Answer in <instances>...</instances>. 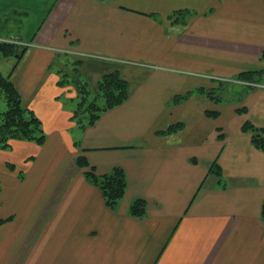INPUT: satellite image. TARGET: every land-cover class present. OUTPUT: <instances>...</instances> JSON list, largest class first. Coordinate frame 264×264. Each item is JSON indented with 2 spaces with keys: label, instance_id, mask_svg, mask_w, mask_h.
Listing matches in <instances>:
<instances>
[{
  "label": "crops",
  "instance_id": "1",
  "mask_svg": "<svg viewBox=\"0 0 264 264\" xmlns=\"http://www.w3.org/2000/svg\"><path fill=\"white\" fill-rule=\"evenodd\" d=\"M10 38L30 45L0 74L46 141L0 148V264H264V152L242 130L264 128V0H0ZM253 70L242 101L223 99L220 84ZM64 72L95 96L118 72L130 97L82 129ZM82 156L99 175L123 168L116 210Z\"/></svg>",
  "mask_w": 264,
  "mask_h": 264
},
{
  "label": "trees",
  "instance_id": "2",
  "mask_svg": "<svg viewBox=\"0 0 264 264\" xmlns=\"http://www.w3.org/2000/svg\"><path fill=\"white\" fill-rule=\"evenodd\" d=\"M10 39L17 41L14 38ZM26 50L27 47L25 46L0 39V57L2 58H15L19 53ZM60 55L62 56V54ZM261 55V61L264 62V52ZM63 56L64 58L71 59L69 55L64 54ZM72 64L77 65L79 62L73 61ZM75 70H78V68ZM262 74L263 72L244 71L237 76V79L254 84V82L260 80ZM63 75L60 84L71 83V85L76 87L75 89L78 92V100H76L75 113L72 118L77 121L82 129L92 127V125L99 121L104 112L121 106L130 97L129 84L118 72H113L102 77L97 83L98 94L96 96L91 95L89 86L82 79L81 74H79L81 78L76 76L74 79L66 72ZM213 95L209 93L210 97H213ZM0 96L7 106L5 111H0V148H10L12 140H27L43 145L46 141L43 123H41L35 112L24 104L19 90L16 89L10 77H4L2 74H0ZM211 114L216 115L214 112ZM181 128V124H176L169 127L164 133H174ZM242 130L243 132H250L253 146L264 152V128L246 122ZM76 164L79 168L85 169L84 176L89 183L101 190L106 206L113 211L116 210L128 190L127 177L123 168L117 167L110 173L99 175L96 173L95 168L89 167V163L84 156L77 158ZM215 165H217L216 161L211 165L210 170L219 177L221 173L218 166L215 167ZM146 211V200L139 198L134 199L129 209L130 215L138 219H143L147 215ZM262 218H264V202L262 204Z\"/></svg>",
  "mask_w": 264,
  "mask_h": 264
},
{
  "label": "rangeland",
  "instance_id": "3",
  "mask_svg": "<svg viewBox=\"0 0 264 264\" xmlns=\"http://www.w3.org/2000/svg\"><path fill=\"white\" fill-rule=\"evenodd\" d=\"M253 71H250V72H253ZM255 72H259V71L257 70ZM225 83L227 85L220 84L221 85L220 87H222L221 92H223L222 93L223 94L222 95L223 99L232 98V99L238 100L239 102L242 101L241 97L245 96V93H246L245 91H247L248 88L252 89V88H254V87H256L258 85L256 83L253 84L252 82L249 83V82H246L244 80L240 81L237 78H235L232 81L231 80L230 81H226ZM214 90H216V89H214ZM212 94H213V92H212ZM92 95L95 96V94H92ZM6 108H7L6 103H5V101H3L2 97L0 96V111H5ZM89 167H91L90 164H89ZM93 168H95V167H93ZM86 170H88V169H86Z\"/></svg>",
  "mask_w": 264,
  "mask_h": 264
},
{
  "label": "built area",
  "instance_id": "4",
  "mask_svg": "<svg viewBox=\"0 0 264 264\" xmlns=\"http://www.w3.org/2000/svg\"><path fill=\"white\" fill-rule=\"evenodd\" d=\"M3 41H5V40H3ZM7 41L14 42L18 45L20 44L21 46H25V47H28L30 45V44H27V43L21 42V41H13V40H7Z\"/></svg>",
  "mask_w": 264,
  "mask_h": 264
},
{
  "label": "water",
  "instance_id": "5",
  "mask_svg": "<svg viewBox=\"0 0 264 264\" xmlns=\"http://www.w3.org/2000/svg\"><path fill=\"white\" fill-rule=\"evenodd\" d=\"M20 56H21V54L19 53V54L16 56V58L19 59Z\"/></svg>",
  "mask_w": 264,
  "mask_h": 264
},
{
  "label": "bare ground",
  "instance_id": "6",
  "mask_svg": "<svg viewBox=\"0 0 264 264\" xmlns=\"http://www.w3.org/2000/svg\"><path fill=\"white\" fill-rule=\"evenodd\" d=\"M260 79H261V78H260ZM258 82H259V81H258ZM258 82H257V83H258Z\"/></svg>",
  "mask_w": 264,
  "mask_h": 264
}]
</instances>
